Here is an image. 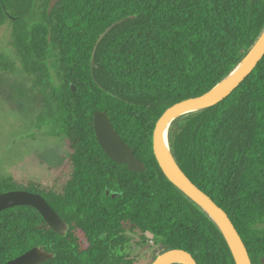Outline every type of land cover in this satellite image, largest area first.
<instances>
[{"label": "trees", "instance_id": "obj_1", "mask_svg": "<svg viewBox=\"0 0 264 264\" xmlns=\"http://www.w3.org/2000/svg\"><path fill=\"white\" fill-rule=\"evenodd\" d=\"M50 1L0 0V28L10 24L11 46L43 96L39 121L56 127L73 167L60 190L28 192L69 229L59 236L32 207L0 211V264L38 246L55 254L41 264H139L131 247L144 251L149 242L157 249L144 264L170 249L197 264H235L214 222L161 172L152 132L167 108L210 90L246 55L264 29V0H60L48 13ZM96 111L145 172L105 154ZM168 142L184 174L227 214L251 263L261 264L264 237L254 225L264 221V57L223 101L175 120ZM114 183L123 194L106 202ZM11 190L22 189L3 192Z\"/></svg>", "mask_w": 264, "mask_h": 264}, {"label": "water", "instance_id": "obj_2", "mask_svg": "<svg viewBox=\"0 0 264 264\" xmlns=\"http://www.w3.org/2000/svg\"><path fill=\"white\" fill-rule=\"evenodd\" d=\"M60 0H51L48 13ZM106 31L98 39L91 56V70L94 68L95 50L101 39L111 30ZM264 57V29L246 55L215 86L204 94L178 102L167 108L156 121L152 132V149L156 162L165 178L193 204L202 210L217 226L223 236L235 264H252L248 251L227 214L203 191L195 186L175 162L168 142V130L171 124L180 117L190 115L213 107L228 97L248 77ZM240 69L225 82V79L239 66ZM71 87H73L71 85ZM75 91V89H73ZM93 129L97 143L105 154L116 164L125 165L134 173H143L146 167L134 154L113 128L105 112L96 111L93 115ZM166 143L168 156L164 151ZM113 197H120V189ZM28 206L35 209L48 227L61 237H65L69 226L53 210L46 200L37 193L24 190H11L0 193V211ZM55 257L54 253L43 247H33L20 256L4 264H41ZM264 264V257L260 260ZM150 264H197L192 255L183 249H170L155 257Z\"/></svg>", "mask_w": 264, "mask_h": 264}, {"label": "rangeland", "instance_id": "obj_3", "mask_svg": "<svg viewBox=\"0 0 264 264\" xmlns=\"http://www.w3.org/2000/svg\"><path fill=\"white\" fill-rule=\"evenodd\" d=\"M0 58V191L43 187L44 193L56 192L70 177V150L64 138L55 135L56 127L39 121L43 96L11 46L10 24L0 28ZM254 230L264 237V221L256 223ZM149 245L145 251L133 249L141 264L157 249L152 242Z\"/></svg>", "mask_w": 264, "mask_h": 264}, {"label": "flooded vegetation", "instance_id": "obj_4", "mask_svg": "<svg viewBox=\"0 0 264 264\" xmlns=\"http://www.w3.org/2000/svg\"><path fill=\"white\" fill-rule=\"evenodd\" d=\"M135 154V153H134ZM136 156V155H135ZM140 160V159H139ZM112 161V160H111ZM141 161V160H140ZM142 162V161H141ZM115 163V162H114ZM71 165H72V163H71ZM118 165V164H117ZM123 166H125V165H123ZM69 167L71 168V171H70V175H71V173L73 172V167L72 166H70V164H69ZM125 168L127 169V167L125 166ZM117 187H118V189H120L121 190V192H122V194H123V191H122V189L120 188V185L118 184V183H114L113 185H111V186H109V187H105V189H104V192H103V197H104V200L107 202V201H109L110 199L111 200H114V199H116V198H120L121 196H122V194H121V196L120 197H118V196H115V197H113V195H115L118 191H116V189H117ZM119 193V192H118ZM132 254H134V255H138V261H139V264H141L140 263V259H139V254L138 253H133V249L134 248H139V247H136L135 245H133L132 247ZM140 249V248H139ZM141 250V249H140ZM141 251H143V250H141ZM145 251V250H144Z\"/></svg>", "mask_w": 264, "mask_h": 264}, {"label": "bare ground", "instance_id": "obj_5", "mask_svg": "<svg viewBox=\"0 0 264 264\" xmlns=\"http://www.w3.org/2000/svg\"><path fill=\"white\" fill-rule=\"evenodd\" d=\"M241 65H239L226 79L225 82L228 81L239 69H240ZM163 144H164V151L168 156V151H167V147H166V143L164 141V133H163Z\"/></svg>", "mask_w": 264, "mask_h": 264}]
</instances>
